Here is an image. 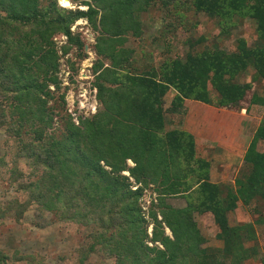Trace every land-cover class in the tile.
I'll return each mask as SVG.
<instances>
[{"label":"trees","instance_id":"obj_1","mask_svg":"<svg viewBox=\"0 0 264 264\" xmlns=\"http://www.w3.org/2000/svg\"><path fill=\"white\" fill-rule=\"evenodd\" d=\"M62 1L63 6L59 0H0V130L18 142L17 158H27L32 167L28 180L20 181L23 173L12 171L11 184L17 183L28 199L20 206L10 203L0 218L16 210L20 220L35 202L62 222L93 226L80 264H87L93 253H102L99 264H221L224 256L236 264L252 258L264 264L257 246H244L257 241L254 226L232 228L228 219L240 200L245 206L264 200V119L246 152L236 189L225 193L210 181L211 163L197 157L195 136L168 130L166 116H186V100L232 112L264 106V98L256 95L247 102L252 85L239 83L249 68L255 81L264 82V0H71L79 6L76 10L64 8L71 4ZM158 5L167 28L181 25L194 10L216 20L221 36L250 19L257 40L249 46L238 38L234 52L166 56L157 66L150 62L153 54L141 47L140 55L131 44L143 42V14ZM82 19L95 34L98 58L92 71L99 106L77 123L68 112L66 92L58 93L61 60L73 50L80 61L87 58L83 36L72 31ZM59 36L66 37L62 45ZM170 89L177 93L167 111L164 99ZM147 189L158 195L151 221L140 203ZM174 197H183L187 205L169 204ZM206 213L221 230L223 250L202 247L206 239L196 214ZM166 227L173 237L166 235ZM7 261L0 251V264Z\"/></svg>","mask_w":264,"mask_h":264},{"label":"rangeland","instance_id":"obj_2","mask_svg":"<svg viewBox=\"0 0 264 264\" xmlns=\"http://www.w3.org/2000/svg\"><path fill=\"white\" fill-rule=\"evenodd\" d=\"M69 3L71 6H64V8L72 10L79 8L71 0H69ZM59 4L63 6V1L59 0ZM82 9L87 8L82 7ZM172 11L174 10L172 9ZM164 16V9L159 5L152 7L148 12L144 13L142 17L145 30L144 40L143 42L138 41L137 43L131 44V46L138 49L140 55H142V48L148 54H153V57H150L151 54L149 55L151 58L150 62L153 61L157 66L166 56L181 57L190 51L203 52L216 49L234 52L238 47V38H245L249 46H253L257 40L256 24L250 19L245 20L238 29L233 30L231 35L221 36V29L216 20L202 13L197 14L194 10H189L184 16L183 23L178 26L176 24L177 27L167 28V21L164 20ZM72 31L75 34L79 33L83 36L86 42L84 53L87 54V58L80 61L76 58V50H73L70 55L61 60L60 77L63 84L58 96L66 92L68 112L74 121L78 123L80 116H90L99 106L97 90L94 86L95 76L92 71L98 57L93 50L96 43L95 34L89 27L87 21L84 19L78 21L73 26ZM154 39H157L156 45H152ZM56 40L62 45L65 43L66 37L59 36ZM139 44L142 45L139 47ZM127 45L130 46L129 43ZM69 59L74 63V67L77 70L72 69ZM254 76L255 71L249 68L239 79L240 85H252V89L247 94V102H250L254 95L259 98H264V82L260 80L255 81ZM172 94L175 93L172 92ZM172 94L166 95L164 99L165 109L167 111L171 107ZM57 101L59 102L58 97ZM251 109L253 110L248 112L245 106L239 112H232L217 108L219 110L217 112L224 114L225 117L223 118L227 124L235 121L236 117L238 124L242 123L243 120V126L237 124L241 135L248 134L249 137H253L259 124L264 119V106L253 105ZM187 114L186 116L179 114L172 115V113L167 112L166 116L169 120L168 130L181 129L190 132L187 129L189 125L191 130L200 129L204 141H201L198 145V158L207 160L203 157L206 155V157L212 160L211 157L213 155L224 156L231 150L233 145L232 141L229 143L230 149L228 147L227 150L223 146L222 139H220L222 144H218L217 141L221 133L216 131V127L212 130L201 128L202 126L198 125V122H191ZM245 121L249 123L245 124ZM233 127L232 125L227 128L229 133L234 130ZM246 131L249 132L247 133ZM212 141L215 143L212 144ZM18 147V142L8 137L4 130H0V214L5 212V209L10 203L13 202L20 206V204L25 203L28 199L27 194L17 189V183H14V185L11 184V174L14 169L23 173L20 181L23 179L28 180L30 173H32V167L28 159L17 158ZM207 151L208 153H205ZM213 160L216 163L212 164L213 172L210 170V181L222 186L225 193L228 189L235 190V182L240 176L244 164L239 170L234 169L233 166L226 171L219 167V159ZM225 160L223 158L222 161ZM128 165L133 167L134 163L130 160ZM124 174L126 176L130 175L129 172H124ZM131 181L133 182V189L136 190L138 185L135 184L133 179ZM157 198V193L152 192L151 189H147L140 202L144 216L148 221H151L149 214L152 202L157 203ZM168 203L176 208H182L187 205L183 197L169 198ZM15 211L10 210L5 217L0 218V251L5 253L8 258L6 264H80L82 250H84V247L89 246L91 242L89 235L94 230L93 226L87 227L77 223L62 222L59 217H55L54 213L46 211L35 202L27 209H24L20 220L15 218ZM159 218L161 219L162 217ZM228 219L229 225L232 228L247 224L254 226L257 241L252 240L246 242L244 246L247 250L253 246H257L261 251V255L264 257V200L254 202L251 206H245L244 202L240 200L237 209L228 213ZM196 222L202 235L206 239V243L202 247L209 251L223 250L225 246L224 241L218 236L221 230L216 225L212 214H196ZM165 231L166 235L173 237L172 232L167 227ZM148 232L151 237L153 234V224L149 226ZM150 245L153 246L152 244ZM157 245L163 248L161 244ZM102 261V253H93L87 264H99ZM220 263L236 264L230 256L222 257ZM107 264H113V260L108 261ZM241 264L263 263L259 259L252 258Z\"/></svg>","mask_w":264,"mask_h":264},{"label":"crops","instance_id":"obj_3","mask_svg":"<svg viewBox=\"0 0 264 264\" xmlns=\"http://www.w3.org/2000/svg\"><path fill=\"white\" fill-rule=\"evenodd\" d=\"M173 90H170L167 93V95L170 93L172 94V92H174L175 94H172L173 99H174L177 92L175 90L174 91ZM173 99H172V101H173ZM185 106L187 107V109H189L187 117L191 120V122L192 121L198 122L199 123L198 125L202 126L201 128H208L211 130L214 129L215 127L217 128L216 131L218 133H221L219 135L220 138L217 141L218 144L221 143L220 139H222L223 146L227 150L228 147L230 149L229 143H231V141L233 142L231 150H229L227 152V154H225L224 156L213 155L211 157L212 160H210L208 157H206V155L203 156L211 163V171L213 172V169H212L213 165L212 164L216 163L215 160H213V159H219V162H220L219 167L222 170L227 171V169H230L233 166H234L233 167L234 169L236 168L237 170H239L240 167L245 162L244 159H245L246 152H247V150H248V148L252 142V139H253V137H249L248 134L241 135V133L238 129V125L243 126L244 121L242 120V123L238 124L237 117H236L235 121H231V123L227 124V123H225V119L223 118V117H225L224 114L218 113L217 111H219V110H217V108L211 107L207 104H204V103H201L198 101L186 100ZM231 117H233V116H231ZM248 123L249 122H246L245 124H248ZM232 125L234 126L233 127L234 130L231 133H229L227 128L231 127ZM189 127H190V125H189ZM189 127L187 129L195 136L197 150H199L198 149L199 143L201 141H204L202 134L200 132V129L191 130V128H189ZM235 128H236V130H235ZM237 131H238V133H237ZM246 132L248 133L249 131H246ZM231 137H233V139H231ZM211 143L213 144L215 142L212 141ZM205 153H208V151ZM223 158L226 160L222 161Z\"/></svg>","mask_w":264,"mask_h":264},{"label":"water","instance_id":"obj_4","mask_svg":"<svg viewBox=\"0 0 264 264\" xmlns=\"http://www.w3.org/2000/svg\"><path fill=\"white\" fill-rule=\"evenodd\" d=\"M65 1L69 2V0H65Z\"/></svg>","mask_w":264,"mask_h":264}]
</instances>
